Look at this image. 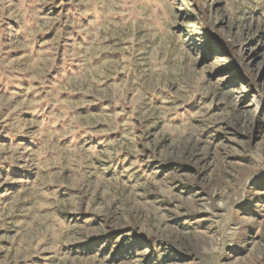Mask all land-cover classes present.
<instances>
[{"label":"rangeland","instance_id":"374dc122","mask_svg":"<svg viewBox=\"0 0 264 264\" xmlns=\"http://www.w3.org/2000/svg\"><path fill=\"white\" fill-rule=\"evenodd\" d=\"M0 264H264V0H0Z\"/></svg>","mask_w":264,"mask_h":264}]
</instances>
